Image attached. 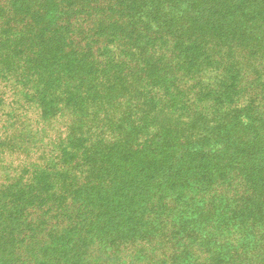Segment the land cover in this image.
<instances>
[{
	"label": "trees",
	"instance_id": "trees-1",
	"mask_svg": "<svg viewBox=\"0 0 264 264\" xmlns=\"http://www.w3.org/2000/svg\"><path fill=\"white\" fill-rule=\"evenodd\" d=\"M0 264H264V0H0Z\"/></svg>",
	"mask_w": 264,
	"mask_h": 264
}]
</instances>
